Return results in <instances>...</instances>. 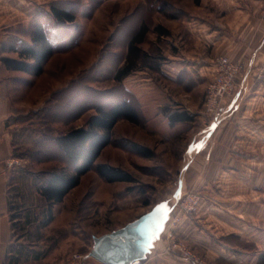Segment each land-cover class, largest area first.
<instances>
[{"label":"rangeland","instance_id":"obj_1","mask_svg":"<svg viewBox=\"0 0 264 264\" xmlns=\"http://www.w3.org/2000/svg\"><path fill=\"white\" fill-rule=\"evenodd\" d=\"M136 1L73 0L72 7H77V22L81 31L79 44L68 51L55 53L37 89L31 91L30 88H23L21 95L17 96L28 107L24 114L13 121L16 162L12 195L15 205L22 209V223L30 211L39 219L44 217L47 205L39 196L35 181L46 171L61 168L65 162L52 143L41 147L43 140L39 142L38 139L42 137L38 138L35 133L37 129L43 131V127L40 126V117L30 107L39 106L44 99L50 98L45 94L46 91L58 90L57 94H51L46 103L51 104V107L61 106L59 118L63 121L52 123L56 132L83 126L95 113L94 107L124 98L131 99L144 117L140 125L124 120L118 122L113 131L112 144L103 150L97 160L98 164H110L130 172L136 178L135 183H108L95 171H89L62 203L53 206V219L46 227L39 229L38 224H32L23 232V225L20 229L16 226V244L27 245L44 253L36 264H64L76 254L85 256L80 264H102L90 256L93 238L125 226L158 204H166L171 209L161 234L167 239L166 230L179 223L178 216L183 210L181 205L185 195L190 193L201 200L194 186H189L193 177L186 171L191 162L186 159L187 143L194 131L208 124L227 94L218 100L211 111L206 105L207 87L211 80L192 92L189 91L191 80L165 79L161 78V73H138L136 79L130 81L127 78L121 83L114 80L116 70L126 57L125 46L131 27L128 17L124 19L126 25L121 34L115 29L116 24L121 15L128 14L130 7L136 6ZM141 1L143 17H147L149 24H153L154 11L160 10V7L167 14L180 7L185 9L194 6L188 0ZM44 9L49 11L51 8ZM9 36L3 37L9 39ZM167 47L171 48V45L158 38L150 53L161 62L166 59L164 50ZM222 56L242 65L239 80L246 69L243 60L226 54L219 55ZM147 75L152 77L150 83L145 79ZM69 80H72L69 90L62 93L59 89ZM180 82H186L185 88L179 86ZM130 86L135 87V93L128 90ZM79 107L85 110L80 117L71 120ZM187 109L195 112L194 121L170 126L165 113ZM135 143L149 147L155 156L145 158L138 155L132 149ZM39 159L47 161L37 162ZM171 219L175 221L172 224ZM36 231L41 233V240H36ZM175 239L188 247L178 237L175 236ZM167 241L168 249L170 240ZM196 257L202 264H211L206 259Z\"/></svg>","mask_w":264,"mask_h":264},{"label":"crops","instance_id":"obj_2","mask_svg":"<svg viewBox=\"0 0 264 264\" xmlns=\"http://www.w3.org/2000/svg\"><path fill=\"white\" fill-rule=\"evenodd\" d=\"M188 2L194 6L169 12L175 13V17L165 14L161 7L155 10L153 24L143 17L141 0L130 7L128 14L121 15L115 28L119 34L125 30L126 17L131 26L125 47L142 23L151 26L148 37L140 44L145 52H151L158 38L171 45L164 50L166 59L160 62V70L145 67L127 78L132 81L138 73L152 72L174 81L189 79L192 92L214 78L219 55L243 60L246 69L236 88L227 93L208 124L194 131L187 143L186 159L191 162L186 171L193 177L189 186H194L201 200L195 210L179 214V223L172 231L196 256L211 264H257L264 252V0ZM53 5L70 9L73 0H0V47L4 35L16 29L29 31L36 11ZM157 25L169 34L153 31ZM22 37L30 40L28 34ZM53 57L46 63L43 74L35 78L8 70L0 62V264H8L12 249L19 245L14 241L10 218L9 191L16 160L13 121L28 107L17 96L23 88L37 89ZM145 79L150 83L152 77L147 75ZM71 81H66L59 90L67 89ZM180 84L185 88L186 82ZM134 86L128 90L135 93ZM56 93L58 90L45 92L50 98ZM50 98L30 110L44 108ZM165 114L169 119V111ZM167 246L166 236L161 235L143 264H194L178 257ZM38 261L23 258L19 264Z\"/></svg>","mask_w":264,"mask_h":264},{"label":"trees","instance_id":"obj_3","mask_svg":"<svg viewBox=\"0 0 264 264\" xmlns=\"http://www.w3.org/2000/svg\"><path fill=\"white\" fill-rule=\"evenodd\" d=\"M199 2L200 0H196V3ZM77 14V7L65 9L53 5L49 11L43 7L38 9L29 31L26 32L22 29L12 30L8 33V35H11L9 39H2L0 62L8 70L40 76L45 70L46 63L55 53L68 51L79 44L81 31L77 22ZM168 15L170 17L176 16L175 13H169ZM149 31V26L146 23H142L139 30L129 40L125 62L118 67L114 74V80L118 83L123 82L133 72L145 67L151 70H160L161 63L157 57L145 52L140 47ZM154 31L160 34H169V31L161 25L155 26ZM25 34L29 35V41L23 39L22 36ZM6 53L16 54L17 57L13 58L4 55ZM69 88L70 86L61 92L64 93ZM59 107L61 106L51 107V104H48L34 113L40 117V126L43 127V131L37 129L35 133L38 138L42 137L38 139L39 142L43 140L41 147L51 143L55 145L64 158V165L61 168L46 171L35 181L36 190L47 205L42 219L34 216V213L30 211L25 215L24 223H22V209L15 205L11 186L9 191L10 218L14 232L16 226L20 229L22 225L23 232L32 224H38L39 229L46 227L53 219V206L62 203L89 171H95L108 183L136 182V178L121 167L97 163L103 150L112 144L113 131L120 120H126L137 125L142 124L144 121L140 109L131 99L124 98L114 102L99 104L94 107L95 113L88 118L85 125L72 127L64 132H56L54 127H52V123L63 121V119L59 118L61 113V108ZM84 107H79L73 113L71 120L74 117H80L85 110L83 109ZM169 113L170 125H175L178 122H192L195 118V114L189 113L187 110L169 111ZM132 149L145 158H153L155 156V152L152 149L138 143L133 144ZM46 161L47 159H39L37 162ZM40 234L39 231L36 233V240H41L42 235ZM14 247V251L12 249V254L8 256V264H19L23 258L24 260L30 258L40 260L44 255V253L36 249L30 250L27 245L19 244ZM258 264H264V252L259 255Z\"/></svg>","mask_w":264,"mask_h":264},{"label":"water","instance_id":"obj_4","mask_svg":"<svg viewBox=\"0 0 264 264\" xmlns=\"http://www.w3.org/2000/svg\"><path fill=\"white\" fill-rule=\"evenodd\" d=\"M171 209L158 204L125 226L93 238L90 256L102 264L144 261L168 222Z\"/></svg>","mask_w":264,"mask_h":264},{"label":"built area","instance_id":"obj_5","mask_svg":"<svg viewBox=\"0 0 264 264\" xmlns=\"http://www.w3.org/2000/svg\"><path fill=\"white\" fill-rule=\"evenodd\" d=\"M241 69V64L233 63L228 57H218L216 74L207 87L206 105L209 110L212 111L221 97L232 92L236 88ZM199 200L200 197L187 193L181 205L182 211L194 210ZM173 219H171V224L177 221L178 217L175 221H173ZM165 234L167 235V239L170 240L169 251L176 253V255L182 259L193 261L195 264H202L201 260H199L185 244L175 239L172 229L168 228ZM84 258V255L76 254L64 264H80ZM142 262L143 261L137 260L132 264H142Z\"/></svg>","mask_w":264,"mask_h":264},{"label":"bare ground","instance_id":"obj_6","mask_svg":"<svg viewBox=\"0 0 264 264\" xmlns=\"http://www.w3.org/2000/svg\"><path fill=\"white\" fill-rule=\"evenodd\" d=\"M166 226V225H165Z\"/></svg>","mask_w":264,"mask_h":264}]
</instances>
